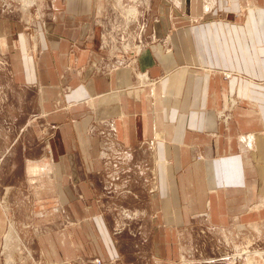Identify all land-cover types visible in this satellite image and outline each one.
<instances>
[{"label":"crops","instance_id":"obj_1","mask_svg":"<svg viewBox=\"0 0 264 264\" xmlns=\"http://www.w3.org/2000/svg\"><path fill=\"white\" fill-rule=\"evenodd\" d=\"M54 9L34 54L5 31L56 128L49 158L25 161L28 185L47 162L44 228L15 222L29 195L0 183V264L25 231L19 264H229L205 255L227 244L217 234L264 222V0H161L130 64L110 67L102 0ZM120 207L143 217L140 235ZM201 233L216 235L201 245Z\"/></svg>","mask_w":264,"mask_h":264},{"label":"rangeland","instance_id":"obj_2","mask_svg":"<svg viewBox=\"0 0 264 264\" xmlns=\"http://www.w3.org/2000/svg\"><path fill=\"white\" fill-rule=\"evenodd\" d=\"M159 1L161 0H102L99 31L100 48L105 56L101 63L103 67L130 64L134 53L140 49L141 40L144 42L147 18L156 16L151 7ZM55 6L58 9L63 8V0H0V179H2L0 183L4 187L18 185L19 192L23 191L26 196L29 195L26 197L27 200L20 201V204H23L21 209L18 211L15 209L12 213L16 223L33 224L35 228H44L48 224L42 217L36 215V212L41 210V206L44 205L43 197L47 198L49 193V172L46 167H42L46 166L47 162L42 164L41 168L36 167L35 171L30 169V174H35L36 180L28 185L25 161L49 158L48 153H45L46 148L48 149L46 144L51 137L50 133H53L56 127L54 122H49L48 125L43 116L40 118L37 116L40 111L39 89L30 83L32 81L29 82L27 79L23 81V77H17L13 71L16 59L10 55L15 52H9L11 48L5 46L7 42L5 31L9 27L8 38L22 35L29 45L28 51L34 54L39 49L37 35L46 33L53 25L52 15ZM11 31L13 34L10 36ZM68 91L67 87L62 88L65 99L68 97ZM38 130H44L45 136L38 137ZM50 175L53 179V174ZM1 189L3 188L0 186ZM46 198L44 199L47 200ZM40 199L42 200L38 201ZM118 209L122 215L121 219L131 218L136 221L135 228H132L133 233L136 236L140 235L143 217L135 211L134 213L122 211L123 207ZM70 220L79 223V220L72 218ZM15 222L12 221L10 224L16 225ZM34 227L29 230L34 232ZM252 227H236L233 224V231L217 234L220 236L219 240H225L227 243L223 245L222 250L212 248L210 245L211 248H208L205 255H210V258L224 257L229 264H264V222L259 223L260 229L263 230L261 233H258L260 229L256 224ZM200 235L202 238L199 241L203 245L206 235L213 238L216 233ZM29 236L32 237L31 233L25 231L21 235L23 243L19 249H12L13 264H19L16 257L18 253L22 255L25 252L24 256L27 254ZM91 260L96 263L97 258Z\"/></svg>","mask_w":264,"mask_h":264},{"label":"built area","instance_id":"obj_3","mask_svg":"<svg viewBox=\"0 0 264 264\" xmlns=\"http://www.w3.org/2000/svg\"><path fill=\"white\" fill-rule=\"evenodd\" d=\"M96 264H100V261L98 259L96 260Z\"/></svg>","mask_w":264,"mask_h":264},{"label":"bare ground","instance_id":"obj_4","mask_svg":"<svg viewBox=\"0 0 264 264\" xmlns=\"http://www.w3.org/2000/svg\"><path fill=\"white\" fill-rule=\"evenodd\" d=\"M250 140H251V137H250Z\"/></svg>","mask_w":264,"mask_h":264}]
</instances>
